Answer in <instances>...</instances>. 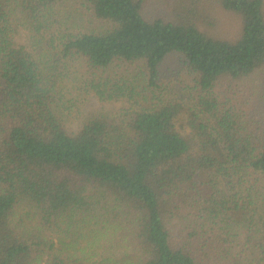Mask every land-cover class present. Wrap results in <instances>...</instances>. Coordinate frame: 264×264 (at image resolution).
<instances>
[{"label": "trees", "instance_id": "obj_1", "mask_svg": "<svg viewBox=\"0 0 264 264\" xmlns=\"http://www.w3.org/2000/svg\"><path fill=\"white\" fill-rule=\"evenodd\" d=\"M155 1L0 0V264H264V0Z\"/></svg>", "mask_w": 264, "mask_h": 264}, {"label": "rangeland", "instance_id": "obj_2", "mask_svg": "<svg viewBox=\"0 0 264 264\" xmlns=\"http://www.w3.org/2000/svg\"><path fill=\"white\" fill-rule=\"evenodd\" d=\"M145 15L148 17L154 16L161 9L158 8L155 0H145ZM211 14V13H210ZM216 16L218 17L217 21L214 22L213 25L203 26L206 32L210 35H213L218 38L235 40L238 38L241 31L240 20L237 16L232 13H227L221 10L217 11ZM96 24H99L95 21ZM16 41L25 43V36L23 34L22 28H18L14 34ZM180 59L177 55L169 56L165 62L163 63L161 70L164 75H168L170 73L175 72L177 68L180 66ZM262 74H264V69L261 70ZM175 91V90H174ZM173 91V92H174ZM252 99V105H256L258 103L263 104L261 99ZM127 101L125 98H118L117 100L110 101H99L96 96L89 95L85 100V103L81 107L78 115L74 119H68L66 121V128L68 131L72 132L79 128L82 121L86 118H90L95 114H110L118 112V110L126 107ZM250 105V104H249Z\"/></svg>", "mask_w": 264, "mask_h": 264}]
</instances>
